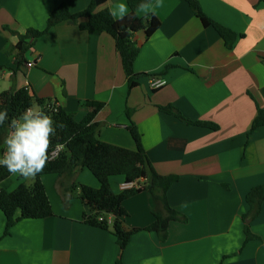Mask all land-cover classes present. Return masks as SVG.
Segmentation results:
<instances>
[{"label": "crops", "instance_id": "obj_1", "mask_svg": "<svg viewBox=\"0 0 264 264\" xmlns=\"http://www.w3.org/2000/svg\"><path fill=\"white\" fill-rule=\"evenodd\" d=\"M127 1L107 0L96 11H118ZM196 1L210 19L242 37L227 49L185 1L149 0L152 7L138 10L137 16L153 14L160 25L149 37L143 31L132 35L139 52L133 64L136 79L128 90L114 39L81 31L70 21L36 38L24 63L15 64L17 38L11 31H42L59 4L76 13L90 0H0V93L12 84L27 87L35 98L57 102L76 121L89 111L85 101L100 102L103 107L94 118L99 140L134 150L126 129L125 110H131L130 120L155 172L176 177L166 198L182 219L169 221L163 242L143 230L161 205L153 204L146 191L123 202L122 228L139 231L122 251V264H264V199L250 223L258 240L244 242L242 221L246 194L264 185V126L248 134L257 108H264V1ZM29 61L35 65L26 67ZM152 78L166 83L152 90ZM33 106L40 107L35 101ZM158 106H171L183 118L210 122L216 129L187 124ZM5 150L2 141L0 158ZM73 175L41 176L52 216L22 219L4 234L0 212V264H115L119 247L112 225L104 230L86 224L89 209L65 189L73 181L92 188L98 182L84 168ZM33 182L11 174L0 182V190ZM123 182L112 178L113 192L120 193Z\"/></svg>", "mask_w": 264, "mask_h": 264}, {"label": "trees", "instance_id": "obj_2", "mask_svg": "<svg viewBox=\"0 0 264 264\" xmlns=\"http://www.w3.org/2000/svg\"><path fill=\"white\" fill-rule=\"evenodd\" d=\"M106 1L90 0L89 5L84 10L76 13H71L67 5L61 3L49 13L44 30L27 29L24 33L11 31L17 38L15 45L16 66L24 63V56L36 38L55 25L63 21H70L76 24L81 31L92 35L107 33L114 39L115 49L120 57L129 90L136 79L133 64L139 52L138 47L131 40L132 35L138 31H143L149 37L158 29L160 22L153 14H148L142 18L137 16L138 6L141 3H149V0H128L129 11L123 19H114L108 9L96 11L97 7ZM183 1L187 3L203 27H211L216 31L227 49H231L237 38L242 37V35H237L205 15L198 1ZM33 101L37 102L54 121L56 134L51 137V147L65 143L66 149L56 159L47 162L43 171L35 176L32 186L27 187L21 183L11 191L0 190V212L5 217L4 234H8L9 230L22 219H42L53 215L41 182V176L51 174L70 179L77 169L84 168L95 177L98 187L92 188L73 181L65 189L70 198L73 197V192L77 191L75 197L89 209L90 214L84 218L86 224L106 230L108 229L106 218L108 215L113 216L112 231L119 247V255L115 264H122V251L128 244L131 235L135 231H139L135 229L126 232L122 228L121 220L127 215L123 208V202L140 191L149 193L153 204H160L162 208V211H152L154 220L151 225L143 230L154 232L159 241H165L169 221L182 219L181 215L171 208L166 198L167 190L176 181V177L162 176L155 172L142 146L141 134L130 120L131 110H125L130 121L126 129L134 141V150L99 140V125L94 121V118L103 107L100 102L85 101L84 105L89 108V111L81 120L76 121L72 113L61 108L53 112L51 100L35 98L27 87L17 88L12 84L8 90L0 93V110L6 108L9 119L17 118L27 108L31 107ZM158 109L187 124L216 129V125L213 123L190 121L183 118L179 111L171 106H158ZM60 124H63L64 127H58ZM261 126H264V108H257L248 134L250 135ZM7 131L8 121L0 127V143ZM10 175L5 167H0V182ZM115 177H121L125 183H132V187L122 190L120 193L113 192L111 179ZM263 199L264 185L251 188L245 196L248 211L242 215L244 242L259 239L251 233L250 223L259 214Z\"/></svg>", "mask_w": 264, "mask_h": 264}, {"label": "clouds", "instance_id": "obj_3", "mask_svg": "<svg viewBox=\"0 0 264 264\" xmlns=\"http://www.w3.org/2000/svg\"><path fill=\"white\" fill-rule=\"evenodd\" d=\"M157 3L155 7H159ZM118 11L110 10L114 19H123L128 14L127 5L120 3ZM152 7L141 3L138 10ZM57 98L63 102V96L57 89ZM8 121V131L3 138L6 150L0 158V167H5L10 174H19L25 179L35 178L41 173L50 159L49 149L51 137L56 134L52 117L39 106L26 109L21 116L9 119L8 110H0V127ZM58 127L63 128L60 124ZM64 146L58 144L53 152H58Z\"/></svg>", "mask_w": 264, "mask_h": 264}, {"label": "built area", "instance_id": "obj_4", "mask_svg": "<svg viewBox=\"0 0 264 264\" xmlns=\"http://www.w3.org/2000/svg\"><path fill=\"white\" fill-rule=\"evenodd\" d=\"M26 67H28V68H30V67H32V66H34L35 65V62L34 61H29V62H26ZM166 82L163 80V79H161V78H152L151 80H150V88L152 89V90H156V89H158V88H160V87H162L164 84H165ZM53 102V104H52V111L53 112H56L57 111V109L59 108V106H58V103L57 102H55V101H52ZM30 108V107H29ZM28 109V108H27ZM58 145V144H57ZM57 145H55L54 147H50V149H49V156H50V159H49V161L50 160H54V159H56L58 156H59V154L61 153V152H63L65 149H66V147H65V143H63L62 145L64 146L61 150H59L58 152H53V149H55L56 148V146ZM132 183H125V182H123V183H121L120 184V189H121V191L122 190H125V189H128V188H130V187H132ZM99 220H102L101 218H99ZM106 221H107V224L108 225H112V222H113V216L112 215H108L107 216V218H106Z\"/></svg>", "mask_w": 264, "mask_h": 264}, {"label": "rangeland", "instance_id": "obj_5", "mask_svg": "<svg viewBox=\"0 0 264 264\" xmlns=\"http://www.w3.org/2000/svg\"><path fill=\"white\" fill-rule=\"evenodd\" d=\"M0 156H1V154H0ZM76 195H77V191H74L73 196L75 197Z\"/></svg>", "mask_w": 264, "mask_h": 264}]
</instances>
